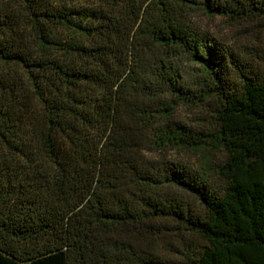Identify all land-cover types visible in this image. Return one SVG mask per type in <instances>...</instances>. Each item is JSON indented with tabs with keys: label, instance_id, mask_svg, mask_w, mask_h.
I'll return each instance as SVG.
<instances>
[{
	"label": "trees",
	"instance_id": "1",
	"mask_svg": "<svg viewBox=\"0 0 264 264\" xmlns=\"http://www.w3.org/2000/svg\"><path fill=\"white\" fill-rule=\"evenodd\" d=\"M0 264H264V0H0Z\"/></svg>",
	"mask_w": 264,
	"mask_h": 264
},
{
	"label": "rangeland",
	"instance_id": "2",
	"mask_svg": "<svg viewBox=\"0 0 264 264\" xmlns=\"http://www.w3.org/2000/svg\"><path fill=\"white\" fill-rule=\"evenodd\" d=\"M199 23L205 28H209L215 33L227 36V38H235L241 28L238 25H233L221 16L210 17L206 14H199L197 16Z\"/></svg>",
	"mask_w": 264,
	"mask_h": 264
}]
</instances>
